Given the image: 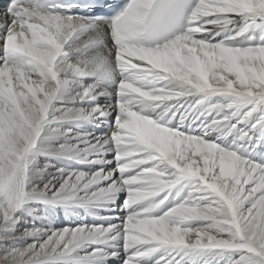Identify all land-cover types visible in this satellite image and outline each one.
<instances>
[{
  "label": "snow or ice",
  "instance_id": "1",
  "mask_svg": "<svg viewBox=\"0 0 264 264\" xmlns=\"http://www.w3.org/2000/svg\"><path fill=\"white\" fill-rule=\"evenodd\" d=\"M0 264H264V0H0Z\"/></svg>",
  "mask_w": 264,
  "mask_h": 264
}]
</instances>
